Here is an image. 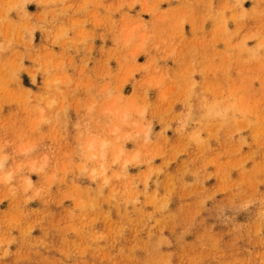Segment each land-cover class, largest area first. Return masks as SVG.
I'll use <instances>...</instances> for the list:
<instances>
[{
    "label": "rangeland",
    "instance_id": "1",
    "mask_svg": "<svg viewBox=\"0 0 264 264\" xmlns=\"http://www.w3.org/2000/svg\"><path fill=\"white\" fill-rule=\"evenodd\" d=\"M0 264H264V0H0Z\"/></svg>",
    "mask_w": 264,
    "mask_h": 264
},
{
    "label": "bare ground",
    "instance_id": "2",
    "mask_svg": "<svg viewBox=\"0 0 264 264\" xmlns=\"http://www.w3.org/2000/svg\"><path fill=\"white\" fill-rule=\"evenodd\" d=\"M103 145H104V144H102V146H103ZM121 152H122V149H120V150L118 151V153L116 154V156H115V160H118V159L120 158ZM101 155H102L103 157L105 156L104 153H102Z\"/></svg>",
    "mask_w": 264,
    "mask_h": 264
}]
</instances>
